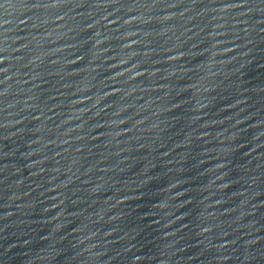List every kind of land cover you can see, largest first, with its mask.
<instances>
[{
  "label": "water",
  "instance_id": "obj_1",
  "mask_svg": "<svg viewBox=\"0 0 264 264\" xmlns=\"http://www.w3.org/2000/svg\"><path fill=\"white\" fill-rule=\"evenodd\" d=\"M0 264H264V0H0Z\"/></svg>",
  "mask_w": 264,
  "mask_h": 264
}]
</instances>
